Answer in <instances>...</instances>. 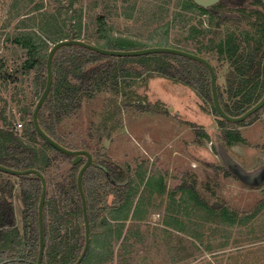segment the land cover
I'll list each match as a JSON object with an SVG mask.
<instances>
[{
  "label": "trees",
  "instance_id": "16d2710c",
  "mask_svg": "<svg viewBox=\"0 0 264 264\" xmlns=\"http://www.w3.org/2000/svg\"><path fill=\"white\" fill-rule=\"evenodd\" d=\"M78 1H43L35 7L32 16L25 18L28 19L29 25L23 26L24 22H21L23 24L20 27L24 28L18 30L21 32L16 34L12 43L17 53L22 52L23 62L18 68L10 70L7 68V63L0 60V78L4 83V88L7 89L10 83H16L18 75L28 76L35 72V90L38 96L42 95L47 82L46 65L50 45H56L65 40H85L84 42L91 44L87 40L88 35L85 38L83 33L84 18L81 11L75 9ZM100 1L105 14L99 15L95 21L97 36L95 46L107 50L132 51L150 47H170L168 38L170 23L164 26L166 30L160 39H157L156 34L157 29H161L157 26L164 19L163 12H166L167 17L171 14L168 8L171 4L181 8L180 12L173 16L175 23L183 18L184 12L201 10V13H206L203 12L206 10L198 8L193 0ZM97 4L98 2H95V5ZM118 8L121 9V16L124 19H136L142 23L144 30L150 31L155 27L148 38V43L128 36L113 35L114 29L110 18L114 16ZM193 31L191 38L194 41L207 34L205 31ZM254 40V37H248L243 44V41L233 35L220 37L216 43L211 40L208 45L201 40L195 44L196 52L192 53L204 58L210 64L211 59L208 56L213 55L222 64L229 65L227 93L223 94L218 91V94L222 108L232 117L243 115L264 96V46L257 44L258 42ZM163 42L167 45H162ZM178 58L170 54L116 58L82 47L62 48L54 58L53 86L39 113V124L54 141L60 145L66 144L57 136L56 126L61 125L64 119L77 114L85 99H92L96 94L108 91L111 87L118 90L121 81L128 86L135 85L136 81L142 79L147 71L158 73L171 81L197 90L203 96L210 97L213 104L210 74L205 66L186 59H183V63L181 61L173 64L172 60L169 62L170 59ZM134 64L141 66L142 70H137ZM7 108L8 103L5 102V109L0 110V165L16 171L34 169L46 177L56 159L52 154L59 151L45 142L35 130L34 111L30 107L23 105L20 110L22 121L26 122L21 132L8 119ZM213 111L220 118L214 105ZM224 123L226 122H221L222 127ZM201 134L203 138H208L205 133ZM244 144L246 141L239 132L226 130L223 134V142L218 148L226 175H231L238 181L239 178L233 174L231 167L225 165V161L229 158L235 162L229 156L227 149ZM60 156L64 158L63 155ZM105 163L113 165L110 161H105ZM235 163L240 166L237 162ZM103 165L93 159L92 165L83 177L90 236L91 239L96 240V244L93 241L89 247L92 258L90 262H95V264H104L112 259L114 236L118 242L125 235L124 231L127 232V236L124 237L125 241H129V236L135 237V234L140 236V232H136V226L138 227L139 222H146L144 217L150 216L152 211L158 208L152 204L153 196L156 194L163 196L167 192L164 182H161L159 184L161 188L156 189L154 195L148 196L149 201L144 203L146 199L144 192L149 185L148 178L138 173L139 183L136 184L137 181L131 180L129 175L119 167L116 171L106 173L102 168ZM0 174L15 177L2 172ZM77 177L78 172L75 176L71 175L67 180L65 179V182L57 184L56 192H48L46 195L43 216L45 234L43 264H75L84 249L85 225ZM15 178L18 179V183L7 180L0 184V264H36L39 255L38 208L42 184L35 175ZM17 186H19L20 200L23 205V233L17 228L15 216L14 200ZM178 194L182 196L179 203L176 200ZM111 198H113L112 201ZM169 199L167 209L170 212L172 209L175 211L169 216V220L172 221L166 222V225L174 227V230L181 233H184V226L187 224L183 218L186 216L189 221L190 217H195L196 207L192 211L188 209L191 201L201 206L202 211L196 218L203 220L206 215L211 218V223L216 222L219 226L224 225L229 228L244 226L254 221L264 211V200L257 205L255 210L245 214L237 213L228 207L214 208L205 202L195 185L188 186L186 183L170 192ZM166 213L169 212L166 210ZM181 214L184 215L183 218L180 217ZM196 218L194 221L197 220ZM129 221L133 223L128 225ZM98 226L101 232H97ZM197 237L199 238V235ZM89 250L86 257L90 255ZM178 256H175L176 260ZM181 260L186 259L182 256ZM90 262L87 263L85 258L82 264Z\"/></svg>",
  "mask_w": 264,
  "mask_h": 264
},
{
  "label": "rangeland",
  "instance_id": "374dc122",
  "mask_svg": "<svg viewBox=\"0 0 264 264\" xmlns=\"http://www.w3.org/2000/svg\"><path fill=\"white\" fill-rule=\"evenodd\" d=\"M43 1L48 0H0V60L5 61L10 70L18 68L24 58L21 51H15L12 40L21 32L18 30L24 28L20 27L23 24L21 22H24L23 26L29 25L25 18L32 16L35 7ZM78 2L75 9L81 11L84 18V36L86 38L88 35L87 40L95 45V21L99 15L105 14L101 1ZM95 2L98 4L95 5ZM176 7L175 4L168 6L171 12L169 17L163 12L164 19L157 26L161 28L157 29V39L162 37L166 30L164 26L168 23L171 24L168 33L170 47L185 52H196L194 40L191 38L193 30L207 32L205 43L212 38L218 39L217 34L220 35L221 31L209 27L207 18L202 19L199 13L184 12L183 18L175 23L173 16L181 9ZM121 15L122 11L118 8L110 18L113 35L128 36L148 43L155 27L146 31L141 22L136 19L126 20ZM162 45L167 44L163 42ZM50 46L52 48L54 45ZM177 57L179 60L170 59L169 62L172 60L173 64L181 61L183 63V59H186ZM208 57L217 74L218 91L227 93L229 65L219 62L216 56ZM133 66L139 71L142 70L141 66ZM35 74L32 72L28 76L18 75L17 82L10 83L7 89L0 78V110L5 109L7 102V117L19 132L23 130L19 125L26 124L22 121L21 108L25 105L34 111L41 97L35 90ZM222 121L226 122L223 127ZM226 130L239 132L246 141L244 145L227 149L229 156L240 165L238 169L234 166L233 171L243 181L226 175L218 153ZM201 133H205L209 139L203 138ZM56 134L66 143L62 145L65 148L90 153L92 159L104 164L102 168L106 173L116 171L119 167L131 180L137 181L136 184L139 183L138 173L148 178L144 203L149 201L148 196L154 195L156 189L161 188V182L166 187L165 195L156 194L152 198L153 206L158 208L152 211L145 223L140 224L141 235L129 236V241H125L127 232L124 231L125 235L119 242L114 236V255L104 264H264V211L244 226L229 228L219 226L216 222L211 223V218L206 215L203 220L196 218L202 211L201 206L191 201L188 209L192 211L196 207V211L194 218L188 217L193 221H187L184 226V230L188 232L179 233L175 230L176 233L166 229H174L166 225V222L172 221L169 216L175 211L172 209L170 212L167 209L170 203L169 193L184 183L188 186L195 185L210 206L228 207L240 214L252 212L264 200V108L245 122L232 124L215 115L210 97L163 75L147 71L135 85L128 86L121 81L118 90L111 87L92 99H85L77 114L56 126ZM52 155L56 159L45 177L47 193L56 192L57 184L65 182V179L75 176L77 172L79 174L86 162L84 158L75 165L74 158L61 152H53ZM105 161H110L113 165L110 166ZM7 180L18 183L15 177L0 174V184ZM19 192L17 186L14 207L17 228L23 233V205ZM195 218L197 220L194 221ZM97 232H101L99 226ZM197 235L201 237L198 238ZM93 241L96 244V240L90 236V246ZM182 248L190 251L188 257L184 256L186 260H181ZM174 253H180L178 260L175 256L173 258ZM90 260L91 254L86 257V262Z\"/></svg>",
  "mask_w": 264,
  "mask_h": 264
},
{
  "label": "water",
  "instance_id": "95a60500",
  "mask_svg": "<svg viewBox=\"0 0 264 264\" xmlns=\"http://www.w3.org/2000/svg\"><path fill=\"white\" fill-rule=\"evenodd\" d=\"M198 6L203 8H209L213 7L218 3L219 0H193ZM82 47L85 49H88L90 51H93L95 53L104 55V56H110V57H116V58H129V57H140V56H146V55H153V54H170V55H176L180 57H184L186 59H189L191 61L197 62L208 70L210 74V80H211V93H212V99H213V105L215 107L216 112L218 115L225 121L232 123V124H239L243 123L246 120H248L250 117L254 116L257 112L262 110L264 108V96L263 98L252 108H250L247 112H245L243 115L239 117H232L228 115L224 109L222 108V105L220 103L219 94H218V87H217V74L214 69V67L204 58L197 56L195 54L185 52L179 49H174L170 47H154V48H147L143 50H132V51H117V50H107L102 49L100 47H97L95 45L88 44L84 41H78V40H65L57 43L54 45L49 52L48 58H47V82L46 87L41 95L34 113H33V124L35 127V130L39 134V136L47 142L51 147L56 149L57 151L65 154L66 156H69L71 158H74L75 162L74 164L77 165L82 162V160L85 158L86 162L84 163L83 167L79 171L78 177H77V186L80 192L81 201H82V207H83V218H84V225H85V245L84 249L77 260L75 264H82L87 256L89 247H90V221L88 216V209H87V202H86V196L83 189V177L85 172L89 169V167L93 163L92 155L86 151L81 150H69L65 148L64 146L60 145L56 141H54L50 136H48L44 130L41 128L39 124V113L46 102L52 86H53V62L55 55L59 50L65 47ZM226 166L231 167V171L233 174L239 178L236 173H234L233 168L235 166L236 169H238V166L235 162H233L231 159H226ZM0 172L15 176V177H22V176H30L35 175L39 178L41 184H42V192L39 202V208H38V214H39V255L38 260L36 264H43L44 255H45V234H44V226H43V216H44V204L46 201V195H47V182L46 178L37 170L30 169L26 171H16L11 170L6 167H3L0 165ZM240 181H243L241 178H239ZM261 185V184H260ZM250 187H258V186H250Z\"/></svg>",
  "mask_w": 264,
  "mask_h": 264
},
{
  "label": "flooded vegetation",
  "instance_id": "af4514ba",
  "mask_svg": "<svg viewBox=\"0 0 264 264\" xmlns=\"http://www.w3.org/2000/svg\"><path fill=\"white\" fill-rule=\"evenodd\" d=\"M198 8L206 10L203 11L206 13H201ZM198 8L196 13L202 14V19L207 18L209 27L221 31L220 35L217 34L218 39L233 35L244 44L248 37H254L257 44L264 46V0H219L213 7ZM207 37L208 34L199 40L195 39L194 43L205 41ZM218 39L212 38L203 43L208 45L211 40L216 43Z\"/></svg>",
  "mask_w": 264,
  "mask_h": 264
},
{
  "label": "crops",
  "instance_id": "0c3cea01",
  "mask_svg": "<svg viewBox=\"0 0 264 264\" xmlns=\"http://www.w3.org/2000/svg\"><path fill=\"white\" fill-rule=\"evenodd\" d=\"M153 199H154V196H153ZM177 199H179V200H177ZM176 200H177V202L179 203L181 200H182V196H181V194H178L177 196H176ZM170 201V200H169ZM148 217H149V215L147 216H145L144 217V220H147L148 219ZM180 217L181 218H183L184 217V215H180ZM183 221H188V219H187V217L185 216L184 218H183ZM190 221V220H189ZM131 223H133L132 221H129L128 222V225L129 224H131ZM141 223H145V222H139V225H138V227L136 226V232L138 233V231H140L141 229L139 228V226H140V224ZM168 231H174V232H176L174 229H172V228H166ZM199 231V230H198ZM166 231H163V233H165ZM179 232V231H178ZM188 232V230H185L184 231V233H187ZM177 233V232H176ZM179 233H181V232H179ZM192 236H195V235H192ZM199 237H201L200 235H199ZM193 238H195V237H193ZM192 239V238H191ZM202 250V248H200V251ZM200 251H197V252H200ZM181 256H185V257H188V255L190 254V251H189V249L188 248H182L181 249ZM178 254H180V253H178ZM178 254H173V258H174V256H176V255H178ZM175 262H177V261H175Z\"/></svg>",
  "mask_w": 264,
  "mask_h": 264
},
{
  "label": "built area",
  "instance_id": "2783aa9c",
  "mask_svg": "<svg viewBox=\"0 0 264 264\" xmlns=\"http://www.w3.org/2000/svg\"><path fill=\"white\" fill-rule=\"evenodd\" d=\"M19 126H20L21 128L23 127V125H22V124H20ZM16 129H17V128H16Z\"/></svg>",
  "mask_w": 264,
  "mask_h": 264
}]
</instances>
